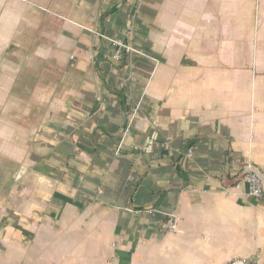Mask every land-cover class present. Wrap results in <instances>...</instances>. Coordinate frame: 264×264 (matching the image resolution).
Masks as SVG:
<instances>
[{
  "label": "crops",
  "instance_id": "1",
  "mask_svg": "<svg viewBox=\"0 0 264 264\" xmlns=\"http://www.w3.org/2000/svg\"><path fill=\"white\" fill-rule=\"evenodd\" d=\"M0 154V264H264V0H0Z\"/></svg>",
  "mask_w": 264,
  "mask_h": 264
},
{
  "label": "built area",
  "instance_id": "2",
  "mask_svg": "<svg viewBox=\"0 0 264 264\" xmlns=\"http://www.w3.org/2000/svg\"><path fill=\"white\" fill-rule=\"evenodd\" d=\"M100 39H104L109 42V44L116 49V53L113 57V60L115 63L124 61L125 57L128 55H131L133 53L145 55L141 51L134 48L129 42L128 38L130 35V31L125 32L122 37L118 38H110L106 35H103L101 33H95ZM146 56V55H145ZM129 130V128H128ZM122 148V147H121ZM135 152L139 154V161L142 160V155L140 152H143V149L139 147L134 148ZM119 153V152H117ZM186 159L193 163L194 162V150L189 149L186 154ZM243 181L248 187L247 197L250 199H259L264 200V184L263 181L258 174V171L255 169L254 165L252 163H248L247 165V172L244 176ZM127 212L134 214L136 216H144L149 218H156L158 216H163L168 221L164 223L163 230L166 233H177L178 232V224L180 218L177 214H168L164 213L158 209L155 208H149V209H126Z\"/></svg>",
  "mask_w": 264,
  "mask_h": 264
},
{
  "label": "rangeland",
  "instance_id": "3",
  "mask_svg": "<svg viewBox=\"0 0 264 264\" xmlns=\"http://www.w3.org/2000/svg\"><path fill=\"white\" fill-rule=\"evenodd\" d=\"M1 147H4L2 145ZM14 147H11L13 149ZM26 162H24L25 164ZM20 168L15 162L5 159L0 154V197L7 198L13 188L15 170Z\"/></svg>",
  "mask_w": 264,
  "mask_h": 264
},
{
  "label": "water",
  "instance_id": "4",
  "mask_svg": "<svg viewBox=\"0 0 264 264\" xmlns=\"http://www.w3.org/2000/svg\"><path fill=\"white\" fill-rule=\"evenodd\" d=\"M258 174L260 175L262 181H263V184H264V177L263 175H261V173L258 171ZM236 264H255L254 261H249V262H246V263H236Z\"/></svg>",
  "mask_w": 264,
  "mask_h": 264
}]
</instances>
